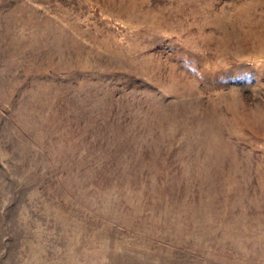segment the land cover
<instances>
[{"label": "rangeland", "instance_id": "374dc122", "mask_svg": "<svg viewBox=\"0 0 264 264\" xmlns=\"http://www.w3.org/2000/svg\"><path fill=\"white\" fill-rule=\"evenodd\" d=\"M0 264H264V0H0Z\"/></svg>", "mask_w": 264, "mask_h": 264}]
</instances>
